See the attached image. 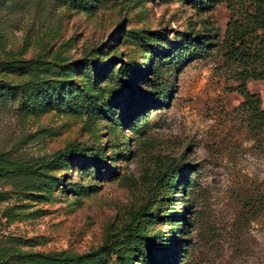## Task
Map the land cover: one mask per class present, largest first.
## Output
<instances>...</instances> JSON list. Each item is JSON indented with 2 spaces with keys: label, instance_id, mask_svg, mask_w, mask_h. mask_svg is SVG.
Wrapping results in <instances>:
<instances>
[{
  "label": "rangeland",
  "instance_id": "374dc122",
  "mask_svg": "<svg viewBox=\"0 0 264 264\" xmlns=\"http://www.w3.org/2000/svg\"><path fill=\"white\" fill-rule=\"evenodd\" d=\"M229 17L0 0V264H264V141ZM246 86L264 107V77Z\"/></svg>",
  "mask_w": 264,
  "mask_h": 264
},
{
  "label": "trees",
  "instance_id": "16d2710c",
  "mask_svg": "<svg viewBox=\"0 0 264 264\" xmlns=\"http://www.w3.org/2000/svg\"><path fill=\"white\" fill-rule=\"evenodd\" d=\"M221 1L230 10L223 38L225 54L238 67L235 75L240 82L239 91L243 95L241 106L247 111L248 127L264 141V107L261 106L260 96L246 86L249 78L264 77V0ZM70 148L71 145L65 146V149ZM143 211V208L138 209L128 227L137 221ZM121 231L122 228L117 233ZM110 239L111 235L106 237L105 245ZM171 248L174 249L173 246Z\"/></svg>",
  "mask_w": 264,
  "mask_h": 264
}]
</instances>
